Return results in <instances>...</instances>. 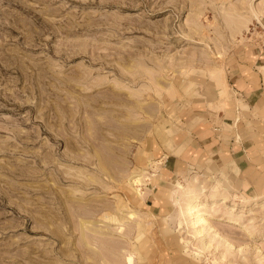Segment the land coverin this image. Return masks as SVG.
Wrapping results in <instances>:
<instances>
[{
  "label": "rangeland",
  "instance_id": "rangeland-1",
  "mask_svg": "<svg viewBox=\"0 0 264 264\" xmlns=\"http://www.w3.org/2000/svg\"><path fill=\"white\" fill-rule=\"evenodd\" d=\"M253 50L264 0H0V264H264V196L216 169L144 211L155 150Z\"/></svg>",
  "mask_w": 264,
  "mask_h": 264
},
{
  "label": "crops",
  "instance_id": "crops-1",
  "mask_svg": "<svg viewBox=\"0 0 264 264\" xmlns=\"http://www.w3.org/2000/svg\"><path fill=\"white\" fill-rule=\"evenodd\" d=\"M252 52L244 65L232 67L230 89L218 79L227 97L218 110L191 116L189 129L177 131L167 149L155 150L160 171L145 188L144 211L171 213L176 200L172 181L203 165L235 181L238 192L264 196V55Z\"/></svg>",
  "mask_w": 264,
  "mask_h": 264
},
{
  "label": "bare ground",
  "instance_id": "bare-ground-1",
  "mask_svg": "<svg viewBox=\"0 0 264 264\" xmlns=\"http://www.w3.org/2000/svg\"><path fill=\"white\" fill-rule=\"evenodd\" d=\"M139 180L140 179H137L134 182H138ZM197 198H198V196H191L188 199L189 201H188V203L186 205V210H187L186 212H188L189 214H191L193 216V218H194V220H193V225L194 226H197L199 224H207L208 223V218L202 217V215L200 214L201 209H202V207H201L202 204H200V202H199V200ZM200 232L201 231H199V234H200Z\"/></svg>",
  "mask_w": 264,
  "mask_h": 264
}]
</instances>
